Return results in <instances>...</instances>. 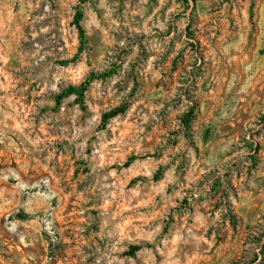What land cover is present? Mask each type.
I'll list each match as a JSON object with an SVG mask.
<instances>
[{
	"label": "rangeland",
	"instance_id": "obj_1",
	"mask_svg": "<svg viewBox=\"0 0 264 264\" xmlns=\"http://www.w3.org/2000/svg\"><path fill=\"white\" fill-rule=\"evenodd\" d=\"M0 264H264V0H0Z\"/></svg>",
	"mask_w": 264,
	"mask_h": 264
},
{
	"label": "trees",
	"instance_id": "obj_2",
	"mask_svg": "<svg viewBox=\"0 0 264 264\" xmlns=\"http://www.w3.org/2000/svg\"><path fill=\"white\" fill-rule=\"evenodd\" d=\"M77 25H78V29L80 31V35L83 38L85 36V32H84L82 26L79 24V22H77ZM82 92H83V87H80V88H78V87H71L68 90H66L64 92V94H62L59 97V101H61L64 97H67L68 95H71V94H75V95H80L81 96L82 95ZM122 112H123V110H121V109L112 110L110 113L106 114V118H113V117L121 114Z\"/></svg>",
	"mask_w": 264,
	"mask_h": 264
}]
</instances>
